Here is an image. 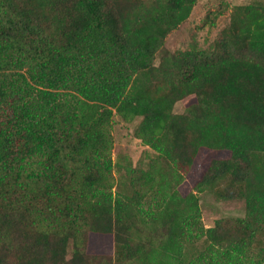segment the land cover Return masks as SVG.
Wrapping results in <instances>:
<instances>
[{
    "label": "trees",
    "instance_id": "obj_1",
    "mask_svg": "<svg viewBox=\"0 0 264 264\" xmlns=\"http://www.w3.org/2000/svg\"><path fill=\"white\" fill-rule=\"evenodd\" d=\"M196 3L0 0V264H264V3L156 64ZM115 117L147 171L114 161ZM205 191L244 217L206 227Z\"/></svg>",
    "mask_w": 264,
    "mask_h": 264
},
{
    "label": "rangeland",
    "instance_id": "obj_2",
    "mask_svg": "<svg viewBox=\"0 0 264 264\" xmlns=\"http://www.w3.org/2000/svg\"><path fill=\"white\" fill-rule=\"evenodd\" d=\"M251 3H264V0H197L190 17L169 34L164 47L156 55L155 63H159L164 52L185 51L193 47L202 50L211 49L222 31L230 24L232 10L236 6ZM187 102L188 100L178 102L174 112H184ZM139 123L140 119L128 122L119 117L114 118L112 156L114 161L120 163L123 168L131 164L133 168L147 171L149 164L159 159L154 151L135 136V129ZM118 177L119 174L115 171L111 177L115 187L118 184ZM184 190L185 187H183ZM197 195L202 222L206 227L214 226L219 219L239 218L245 215L243 200H221L209 191L197 193ZM100 240L94 238L93 245L107 246V242L101 243Z\"/></svg>",
    "mask_w": 264,
    "mask_h": 264
}]
</instances>
